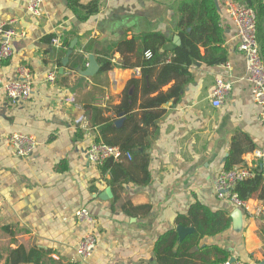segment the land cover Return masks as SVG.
Returning a JSON list of instances; mask_svg holds the SVG:
<instances>
[{
  "label": "crops",
  "instance_id": "obj_1",
  "mask_svg": "<svg viewBox=\"0 0 264 264\" xmlns=\"http://www.w3.org/2000/svg\"><path fill=\"white\" fill-rule=\"evenodd\" d=\"M182 1L46 0L35 15L29 0H0V22L14 19L17 30L13 54L0 58V76L15 79L21 65L32 74L29 99L12 100L0 93V264H11V251L21 246L46 252L37 264H158L157 240L183 225L179 217L187 216L196 204L232 219L228 229L205 237L201 244L228 249L230 259L264 264V189L247 199L249 210L239 208L236 222L232 214L238 207L220 199L214 188L219 172L233 161L264 169L263 109L247 79L246 57L238 50L237 27L226 0H218L226 60L194 62L184 76L140 96L137 119L143 126L142 101L174 86L181 89L159 105L163 114L147 126L145 145L132 148L134 158L124 159L115 174L87 157L92 142L120 144L128 139L127 117L116 108L129 81L142 75L139 66L120 67L125 59L136 64L138 54L123 55L116 49L107 56V49L144 33H162L170 40L169 49L180 45ZM94 7L97 11L89 12ZM53 36L61 37L60 46L53 44ZM73 41L74 51L64 67ZM89 55L95 56L100 69L83 76L79 69L88 67ZM173 55L164 57L166 62ZM108 57L113 66L102 71V60ZM73 61L78 64L71 68ZM54 70L57 75L51 81L48 75ZM218 78L230 80L232 89L220 106H214ZM16 132L37 139L31 155L19 156L9 146L8 138ZM257 150L262 151L260 158ZM107 189L111 193L101 197ZM82 207L97 219L99 237L87 260L76 252L88 228L76 216Z\"/></svg>",
  "mask_w": 264,
  "mask_h": 264
},
{
  "label": "trees",
  "instance_id": "obj_2",
  "mask_svg": "<svg viewBox=\"0 0 264 264\" xmlns=\"http://www.w3.org/2000/svg\"><path fill=\"white\" fill-rule=\"evenodd\" d=\"M249 5L258 10V39L261 51L264 55V3L263 0H245ZM97 7L89 10L95 13ZM181 19L179 21V31L182 39L180 45H173L171 49L167 47L169 39L162 33H144L143 35L124 39L113 44L107 49V56L116 49L125 55L127 52L138 54V62L130 65L129 60L120 65L121 68L139 66L142 71L141 78H133L129 81L123 92L121 104L116 108L117 112H122L127 117L125 130L130 129L128 139L120 144L112 140L105 141L111 145H118L124 151L134 155L132 148L145 145L143 134L147 132V126L155 125L163 114V109L157 110L175 94H179L180 86H174L167 93H159L151 99L141 102L142 109L141 122L137 119V103L140 96L144 97L151 92L158 90L160 86L169 82L173 77L184 76L188 73V68L194 62L215 64L226 60V50L221 46L224 41V29L220 25L221 14L214 0H183L180 4ZM67 44V43H66ZM65 44V46H66ZM201 47L206 49L202 52ZM147 51L151 52L150 57H145ZM170 52L174 55L170 62L166 58ZM102 71L113 66L110 58L102 60ZM166 62V63H165ZM78 61L71 62V68L76 67ZM163 64L158 74V66ZM158 74V75H157ZM110 126V124L108 125ZM139 134L140 137H134ZM130 159V160H132ZM232 161V158L231 160ZM122 161L117 162L112 159L107 160L103 165V170H115L122 166ZM237 164H231L225 169H230ZM256 176L237 184L235 190L242 199H249L255 193L264 189V169L256 167ZM231 218L220 211H211L208 207L196 204L187 216H180L179 222L182 226L191 225L193 230L180 238L177 229H171L159 237L155 246V253L158 264H221L231 257L228 249L217 244H201L207 236H216L231 226ZM46 252L42 249L24 247L14 249L10 253L11 264L21 263H41Z\"/></svg>",
  "mask_w": 264,
  "mask_h": 264
},
{
  "label": "built area",
  "instance_id": "obj_3",
  "mask_svg": "<svg viewBox=\"0 0 264 264\" xmlns=\"http://www.w3.org/2000/svg\"><path fill=\"white\" fill-rule=\"evenodd\" d=\"M46 0H29L28 7L35 15L40 14L42 4ZM225 5L230 17L237 27L238 50L246 57L247 79L251 83L255 100L262 106V120L264 122V55L261 51L258 39V10L249 5L245 0H226ZM17 35L15 20L9 23L0 22V58H8L13 52L12 40ZM52 42L56 46L61 45V37L53 36ZM151 56V52H147ZM230 67V64H226ZM57 71H51L48 79L55 80ZM32 74L29 67L21 65L17 70L15 79L5 80L0 76V93H4L12 100H27L32 95ZM232 82L223 78H218L212 92V104L220 106L230 90ZM8 144L19 156L31 155L38 146L35 136L27 133L16 132L9 136ZM262 151H255V156L260 158ZM88 159L98 165H103L107 160L123 161L132 159L130 152L124 151L118 145H111L106 142H92L87 150ZM256 169L249 165H235L230 169H223L219 172L214 188L220 199L229 200L238 208L249 210L248 200L239 197L235 188L238 183L256 176ZM1 206V203H0ZM76 216L82 222L88 224L84 235L76 245L77 255L82 260L89 259L95 252L99 244V237L95 231L97 219L88 208L82 207L76 211ZM221 264H249L241 260L227 261Z\"/></svg>",
  "mask_w": 264,
  "mask_h": 264
},
{
  "label": "water",
  "instance_id": "obj_4",
  "mask_svg": "<svg viewBox=\"0 0 264 264\" xmlns=\"http://www.w3.org/2000/svg\"><path fill=\"white\" fill-rule=\"evenodd\" d=\"M215 3H216V6H217V8L219 10L220 6H219L218 0H215ZM263 3H264V0H263ZM175 41H176L177 44H180L181 43L180 37L176 36ZM74 47H75V41H73L70 44V47H69V49L67 51V56L63 59L64 67L68 64V62L70 60V56L72 55V53L74 51ZM99 69H100V66H99L98 62L96 61L95 56L94 55H89V65H88V67L86 69H84V70L79 69V72L83 76H93L94 74H96L98 72ZM61 71H63V68L61 69ZM110 193H111V189H107L105 191V193H103L101 195V197H103V198L106 197L107 198L108 197L107 194H110ZM232 216L234 217L236 222H239L240 221V217H241V210L239 208H237L233 212ZM192 230H193L192 228H188V227H185V226H182V225H179L177 227V231L179 232L180 238H183L185 235L190 233ZM235 260H237L235 257L231 258L232 262L235 261Z\"/></svg>",
  "mask_w": 264,
  "mask_h": 264
}]
</instances>
